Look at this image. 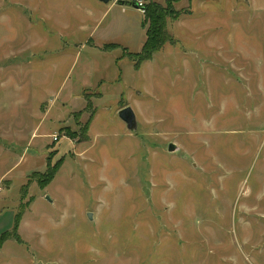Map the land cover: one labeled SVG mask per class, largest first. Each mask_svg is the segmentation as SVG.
<instances>
[{
  "label": "rangeland",
  "instance_id": "374dc122",
  "mask_svg": "<svg viewBox=\"0 0 264 264\" xmlns=\"http://www.w3.org/2000/svg\"><path fill=\"white\" fill-rule=\"evenodd\" d=\"M170 1L0 0V264H264V0L172 2L136 68Z\"/></svg>",
  "mask_w": 264,
  "mask_h": 264
},
{
  "label": "trees",
  "instance_id": "16d2710c",
  "mask_svg": "<svg viewBox=\"0 0 264 264\" xmlns=\"http://www.w3.org/2000/svg\"><path fill=\"white\" fill-rule=\"evenodd\" d=\"M175 1L177 0H171L170 2H168L167 7H163L161 5L153 3H151L149 6L144 7L145 27L147 28L148 25L146 33L147 39L140 53L131 54L129 56L131 62L134 63L136 68H140V66L144 62L152 60L153 56L157 52H159L166 43L173 42L172 38H170V36L164 31V29L167 17L176 18V16H179V14L175 12L172 5V2L174 3ZM48 169V177L52 181L54 175L56 174V168H52L51 166H49Z\"/></svg>",
  "mask_w": 264,
  "mask_h": 264
},
{
  "label": "water",
  "instance_id": "95a60500",
  "mask_svg": "<svg viewBox=\"0 0 264 264\" xmlns=\"http://www.w3.org/2000/svg\"><path fill=\"white\" fill-rule=\"evenodd\" d=\"M105 4H109L111 0H99ZM120 119L126 124L127 129L136 132L138 129V122L135 112L131 107H126L119 112ZM173 144L169 146V151H175ZM89 219H92V214H89Z\"/></svg>",
  "mask_w": 264,
  "mask_h": 264
},
{
  "label": "crops",
  "instance_id": "0c3cea01",
  "mask_svg": "<svg viewBox=\"0 0 264 264\" xmlns=\"http://www.w3.org/2000/svg\"><path fill=\"white\" fill-rule=\"evenodd\" d=\"M146 33H147V29H146ZM146 39H147V36H146V38H145V40H144V44H145V42H146ZM144 44H143V46H144ZM103 50H104V49H103ZM104 51H105V50H104ZM152 59H153V58H152ZM4 177H5V176H4ZM4 177H3V178H4ZM3 178H2V179H3ZM16 216H17V214H16Z\"/></svg>",
  "mask_w": 264,
  "mask_h": 264
}]
</instances>
